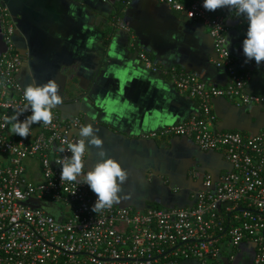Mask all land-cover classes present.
Returning <instances> with one entry per match:
<instances>
[{"label": "built area", "instance_id": "obj_1", "mask_svg": "<svg viewBox=\"0 0 264 264\" xmlns=\"http://www.w3.org/2000/svg\"><path fill=\"white\" fill-rule=\"evenodd\" d=\"M157 1L208 30L212 61L226 71L227 79L223 85L207 84L196 73L167 70L171 83L197 101L198 112L145 137L187 138L201 151L222 153L229 170L216 178L203 173L202 187L187 206L140 209L114 204L95 214L91 208L96 194L87 184L61 181L62 165L57 163L71 156L67 143L80 139L75 133L83 127L80 115L63 120L54 108V126L34 124L28 138L13 134L10 125L0 127V264H181L189 259L231 264L244 242L253 246L251 264H264V127L253 135L217 130L211 105L212 98L222 96L237 106L264 105V91L246 90L251 73L238 69L227 46V19L237 20L245 38L247 19L227 8L208 12L203 0ZM0 21L6 44L0 54L3 124L27 101L16 79L24 58L13 40L15 21L1 0ZM129 46L145 69L156 68L147 52L137 48L132 33ZM30 114L24 111L20 120ZM35 201L49 205L36 207Z\"/></svg>", "mask_w": 264, "mask_h": 264}, {"label": "crops", "instance_id": "obj_2", "mask_svg": "<svg viewBox=\"0 0 264 264\" xmlns=\"http://www.w3.org/2000/svg\"><path fill=\"white\" fill-rule=\"evenodd\" d=\"M124 1L120 14L117 7ZM1 2L15 21L13 40L24 58L16 79L23 89L55 80L64 101L56 107L61 118L80 115L83 127L98 128L105 158L115 159L128 171L121 201L115 205L140 209L187 206L193 192L202 187L203 173L216 178L229 170L222 153L200 151L187 138L145 137L198 112L197 101L171 83L167 70L175 67L196 73L207 84L226 82V71L212 61V39L200 22L187 21L157 0ZM227 26V46L230 41L228 48L238 69L251 73L246 90L263 92L264 62L259 66L254 60L245 63V37L237 20L228 18ZM129 33L135 35L137 48L147 52L155 69L139 63L136 50L129 46ZM5 51L0 21V54ZM211 105L217 130L253 135L264 127V105L237 106L223 96L212 98ZM80 129L75 130L78 136ZM88 149L85 171L100 159V149L92 145ZM252 256V244L244 242L231 264H251ZM181 264L199 263L189 259Z\"/></svg>", "mask_w": 264, "mask_h": 264}, {"label": "clouds", "instance_id": "obj_3", "mask_svg": "<svg viewBox=\"0 0 264 264\" xmlns=\"http://www.w3.org/2000/svg\"><path fill=\"white\" fill-rule=\"evenodd\" d=\"M203 8L208 12L219 9L235 10L247 19L246 38L243 40V54L245 63L254 60L259 66L264 62V0H203ZM199 31V30H198ZM197 31V32H198ZM228 41V46L230 45ZM60 85L55 80H49L42 85L35 83L24 89L23 98L27 101L26 107L21 111H14L11 116L5 117L0 127H8L10 131L22 138H28L34 124L44 126L53 125V109L63 104L59 95ZM24 111L31 114L20 120ZM98 128L87 125L79 130L80 139L77 142H68L67 151L71 156H65L57 161L62 165L61 181L77 184H87L96 194V201L91 208L95 214L110 210L114 204L121 201L123 185L128 180V171L113 158L107 157L103 149V140L97 135ZM88 145L100 149L97 153L100 158L92 170L85 171L83 157L89 151ZM61 152L65 149L61 148ZM125 199L129 196H124Z\"/></svg>", "mask_w": 264, "mask_h": 264}, {"label": "water", "instance_id": "obj_4", "mask_svg": "<svg viewBox=\"0 0 264 264\" xmlns=\"http://www.w3.org/2000/svg\"><path fill=\"white\" fill-rule=\"evenodd\" d=\"M126 3H127V1H124V3H122L121 6L117 7V12H119L121 14L123 12V9L125 8ZM184 18H187V17H184ZM187 21L190 22L191 19H188L187 18ZM114 24L116 25L117 24V21H115ZM14 34H16V31H15ZM178 137H180V136H178ZM197 178H198L197 180H199V178H201V177H199V175H197ZM201 180H202V178H201ZM199 183L201 184L200 180H199ZM48 205H49V202L35 201V203H34V206H36V207H45V206H48ZM58 219H60V218H58Z\"/></svg>", "mask_w": 264, "mask_h": 264}]
</instances>
